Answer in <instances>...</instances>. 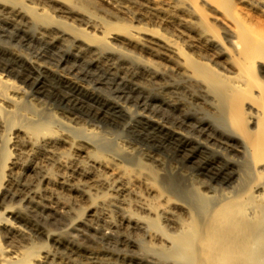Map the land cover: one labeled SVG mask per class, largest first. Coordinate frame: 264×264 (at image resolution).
Here are the masks:
<instances>
[{
	"label": "bare ground",
	"instance_id": "obj_1",
	"mask_svg": "<svg viewBox=\"0 0 264 264\" xmlns=\"http://www.w3.org/2000/svg\"><path fill=\"white\" fill-rule=\"evenodd\" d=\"M0 27L127 96L102 95L39 59L26 65L0 44V61L23 66L19 85L4 64L0 72V264H264V0H0ZM21 84L41 95L56 84L59 101L111 125L126 111L139 141L104 149L103 128ZM209 130L225 151L241 145L253 171L212 204L209 174L224 166L192 146H206L198 138L207 144ZM161 142L174 147L167 159Z\"/></svg>",
	"mask_w": 264,
	"mask_h": 264
},
{
	"label": "rangeland",
	"instance_id": "obj_2",
	"mask_svg": "<svg viewBox=\"0 0 264 264\" xmlns=\"http://www.w3.org/2000/svg\"><path fill=\"white\" fill-rule=\"evenodd\" d=\"M13 33L10 30H6V29H2L0 27V44H3L4 46H9L14 48L15 50H17L19 52V54H23L24 57H26L22 62H24L26 65L28 64L27 61L29 60V58H35V59H39L41 62H45V65H48V67H50V69H52L54 72L56 73H60V74H64L66 73L68 75V78L70 79H75L76 81H81L83 84L89 85V87L94 88L96 91L100 92L102 95H109L111 98H115V97H120V99L124 98L126 99L127 96H125L124 92L126 91L122 86H116V85H108L106 83V81H102L101 83L95 82V77H93V75H89L92 74L91 72H88L86 74L83 75V71H80V69H76L75 67H72L71 62L69 63H62L60 61H56L52 59V52L46 48H43L33 42L30 41H26V43H22L19 42L17 39H15L13 37ZM27 55V56H26ZM23 63V64H24ZM73 63V62H72ZM6 66L8 71H11V80L12 81H16V83L19 85L20 83L17 80V76L19 74H21V68L23 69V66H20V64L16 65H12L11 63H6V61L4 62V60L1 59L0 61V72H1V68ZM24 64V65H25ZM29 65V64H28ZM20 67V68H19ZM35 78V76H34ZM24 84H21L20 87H24ZM51 88L53 89V93H49L47 95H41V93L37 92L36 90H33V87H27L25 86L23 91L31 96L32 98H37L43 102H45V104L49 105V106H54V107H59L64 109L67 112L73 113L76 116L85 119L87 122H89V124L91 125H95L99 128H103L104 133H102V135L106 138H108V140H103L98 142V144L104 148V149H112L113 147V142L114 140H116L117 138L120 137H125V139L127 140H132V141H139L138 137L136 136L135 133L133 132H129L128 131V127L130 125L133 124L132 120L130 117V114H128L126 111L122 110V120H119V124L117 125H111V123H107L104 122L103 120H97L95 118L89 117L87 114H85V111H81L82 109H79L76 106H72L70 103H62L61 101H59V95H57L55 97V94L58 93V91L61 88H58V85L56 84H52ZM120 91H124L122 94H119V90ZM63 90V89H62ZM60 90V91H62ZM118 90V91H117ZM66 93L65 91L59 92V94H63ZM64 95V94H63ZM26 101V105L28 106V99H25ZM132 102V103H131ZM134 99H132L130 101L129 106H131V110H134ZM142 103H140L139 106H141ZM148 108L150 110H156V112H158V114L162 115V117L166 118V119H173L175 116L171 115L168 110H166L165 108H160L157 107V104H155L154 102H149L148 104ZM26 106V107H27ZM29 107V106H28ZM215 128V124L214 127ZM211 129V128H210ZM193 130L192 127L188 128L186 127L185 131L188 133H192L191 131ZM210 130L207 132L209 133ZM107 135H106V134ZM211 133V132H210ZM213 134V133H211ZM195 136H197V134H194ZM214 137L213 140L212 138L210 140H208L207 144L204 141V139H200L198 138L201 142L205 143L206 146H202L196 143H193L192 146L194 145L196 147V149H200L199 153L203 154L202 157L211 159V161L218 163L219 165L224 166L223 169V175H214L215 171L213 172V170L210 171V176L212 177V184L216 187V192L212 194L213 200L210 201L211 204L214 203L216 201V198L220 197V195L222 193H230L235 189H242L243 187H245L247 185V183L249 182V180L251 179L253 174V171H250L251 169L249 168V164L246 161V158L244 156L243 150L241 145H235L236 143L234 142H227V146H232V148L228 149L227 151L224 143V140L219 139V137L217 138V132L213 134ZM212 135V136H213ZM219 136V135H218ZM216 137V138H215ZM106 138V139H107ZM242 139V138H241ZM212 140V141H211ZM143 144V142H141ZM168 142H161V149H160V154L164 157V158H169L170 155L173 153V146L168 143ZM141 144V145H142ZM232 144V145H231ZM143 147H150L149 145H147L146 143L143 144ZM167 145V146H166ZM106 147V148H105ZM198 147V148H197ZM165 148V149H164ZM167 148V149H166ZM233 149V150H232ZM221 152L225 158H229L232 162H228L225 160L224 156L222 157L221 154L219 153ZM177 158V157H176ZM176 162L178 160V166H182L183 163L180 162L182 161L180 159V156H178L177 159H175ZM187 167H193L191 164H186ZM189 170V172H192L194 174H198L197 171L195 170ZM201 173V171H200ZM263 177H261L260 179V185L264 186V175H262ZM204 177V176H203ZM207 177V176H206ZM209 177V176H208ZM178 192L181 194H186V196L190 197V193H189V189L185 190L184 188H178ZM191 191V190H190ZM189 193V194H188ZM25 209V212H28L33 219L39 223V225L43 226L44 228H48V229H54V230H58V231H63L64 229L59 225L58 222L53 221L52 219L48 218L46 215H44L43 213L32 209V208H23ZM32 209V210H31ZM48 222V223H47ZM55 222V223H54ZM58 228V229H57ZM70 238V239H69ZM68 239L75 245H84V241L82 239L81 234L76 233V232H68ZM97 248L101 249V250H106V251H111V252H115V253H120L119 249H115L114 246H110L107 244H98L96 245ZM119 250V251H118Z\"/></svg>",
	"mask_w": 264,
	"mask_h": 264
}]
</instances>
